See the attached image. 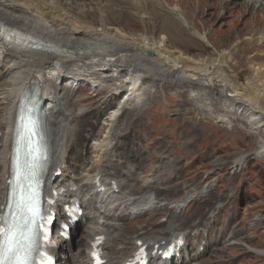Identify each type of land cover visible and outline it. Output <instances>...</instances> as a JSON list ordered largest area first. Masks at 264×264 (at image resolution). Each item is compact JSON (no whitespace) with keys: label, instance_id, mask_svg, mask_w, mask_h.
Instances as JSON below:
<instances>
[{"label":"bare ground","instance_id":"6f19581e","mask_svg":"<svg viewBox=\"0 0 264 264\" xmlns=\"http://www.w3.org/2000/svg\"><path fill=\"white\" fill-rule=\"evenodd\" d=\"M110 1L119 6L120 3L129 5L140 16L146 13L148 7L152 11L156 8L185 25L193 35L209 45L206 35H200L183 18L179 2L172 6L164 0ZM231 1L227 0L230 5ZM242 1V5L247 8L264 13V0ZM70 2L71 5L65 7L61 0H0L1 25L67 54L60 59L41 52L13 50L0 45V80L6 82V86L0 89V105L5 110L0 118V215L8 196L10 152L21 95L24 89L30 93L35 88V94L42 102L38 113L49 144L43 190L50 192L55 189L59 193L56 201L58 206L77 200L82 209V215L70 234L76 235L82 226L80 232L84 234L85 241L81 246L71 249V244L56 239L52 253L58 264H90L91 243L96 237L105 238L103 248L107 250L114 243L122 241L125 233L128 234L127 225L122 223L125 217L132 220L160 209H171L178 213L187 204L212 190V187H207L200 193L173 202L156 201L155 192L135 196L138 190L134 184L139 183L141 189L156 191L159 177L166 178L167 174L161 166L160 170L151 167L145 172L142 169L143 149L137 145L131 131L119 128L120 119L123 116L133 118L136 116L134 114L151 106L156 97L153 91L164 86L175 89L179 94L188 92L190 96L200 97L206 105L210 101H219L230 112L242 115L244 120H250L257 130L264 132V63L249 61L244 64V75H239V72L226 75L222 69L231 64L230 52H215V56L192 58L182 51L168 49L165 35L156 40L129 34L119 27L108 26L104 16H99V24L94 26L82 20L79 12L74 10L77 2H80L81 7L91 5L101 10L103 0ZM223 9L227 10L225 6ZM101 12L105 13L104 10ZM62 75H72L71 82L67 83L70 89L74 82L79 84L81 79H87L92 82L91 88L100 94L105 83L122 78L127 88L126 98L108 114L103 135L91 144L89 150L92 160L82 167L80 177L76 180L67 175V168L72 165L71 155L77 160L82 158L80 152L86 151V142L97 130V124L91 119L98 118L100 114L95 113L99 109L97 107L95 110L89 107L76 112L66 108L71 99L63 96L68 88H59L58 79ZM241 77L243 81L239 82ZM121 87V84L112 87L115 100L121 95L118 93ZM232 118L224 117L219 121L228 125ZM113 142L115 144L112 146ZM117 149H121V152L115 155ZM255 155V158H264V145L257 148ZM122 163L129 166L119 175L122 180L117 181L111 170L117 174ZM244 165L245 157L239 156L235 158L232 169L239 170ZM58 170L62 174L53 180ZM137 170L144 171L146 176L135 175ZM98 181L103 190H99ZM128 183L133 184L130 191L125 190ZM74 187H77L75 191ZM168 227L169 238L180 233L177 232V225L170 224ZM163 241L164 237L135 238L130 247L121 246L110 255L104 253V259L106 264H118L121 258L123 264L126 258L131 257L130 253L137 250V242L152 249L157 244L162 247Z\"/></svg>","mask_w":264,"mask_h":264},{"label":"rangeland","instance_id":"374dc122","mask_svg":"<svg viewBox=\"0 0 264 264\" xmlns=\"http://www.w3.org/2000/svg\"><path fill=\"white\" fill-rule=\"evenodd\" d=\"M70 1L61 0L65 7L71 5ZM164 1L172 6L179 2L183 18L200 35H206L209 45L193 35L185 25L156 8L152 11L148 7L146 13L140 16L129 5L120 3L119 6L113 1L103 0L101 10L91 5L81 7L80 2H74L77 5L74 10L79 12L82 20L94 26L104 16L108 26L119 27L129 34L156 40L165 35L168 49L182 51L192 58L230 52L231 64L222 69L226 75L238 72L244 75V64L249 61L264 63L263 12L247 8L242 5V0H232L231 5L227 0ZM224 6L227 10L223 9ZM103 10L105 13L102 14ZM68 77L63 75V80L58 81L59 88H68ZM242 78L239 82L243 81ZM121 80L124 78L105 83L100 94L90 89H66L63 96L71 99V105L66 106L68 110L76 112L89 107L95 110L97 107L99 109L95 113L100 114L98 118L91 119L97 124V130L86 142V151L80 152L82 158L77 160L71 155L72 165L67 168L69 178L76 180L80 177L82 167L92 160L91 144L105 131L108 114L126 98V84ZM120 84L122 93L115 100L112 87ZM5 86L6 82L0 80V89ZM153 93L156 97L152 94L155 102L151 106L137 112L133 118L123 116L118 126L124 131H131V136L143 149L142 169L146 172L151 167L159 169L161 166L167 176L159 177L156 191L141 189L139 183L134 184L138 190L134 195L155 192L156 201L173 202L200 193L206 187H212V190L178 213L171 209H160L132 220L125 217L122 223L127 225L128 234L124 232V239L105 250L106 254H112L121 246L130 247L135 238H167L168 226L175 224L180 233L207 232V238L202 234L189 235L183 254L184 258L188 257V264H264V257H252L244 254L240 246H230L233 241L241 239L251 243L252 248L264 249V158H255L257 148L264 145V132L257 130L250 120H244L242 115L230 112L219 101H210L206 105L200 97L190 96L188 92L179 94L175 89L164 86L155 88ZM4 111V106L0 105V118ZM229 116L233 118L229 119L228 125L220 123V119ZM120 152L121 149H117L115 155ZM239 156H247L245 165L241 171L232 173L230 166ZM128 166L122 163L119 172L115 174L116 171L111 170V174L121 181L119 175ZM144 171L137 170L135 175L146 176ZM132 185L128 183L125 190L130 191ZM216 211L218 213L213 214ZM163 220L166 221L163 223ZM81 229L72 237L73 248L85 241ZM199 245L204 247L202 253L198 252ZM118 261L121 262V258Z\"/></svg>","mask_w":264,"mask_h":264},{"label":"snow or ice","instance_id":"6c2138e0","mask_svg":"<svg viewBox=\"0 0 264 264\" xmlns=\"http://www.w3.org/2000/svg\"><path fill=\"white\" fill-rule=\"evenodd\" d=\"M25 127L31 132L33 122L26 120ZM17 208L11 220L0 218V264H32V253L39 255L34 231L41 215L38 200L34 195H20ZM39 264H48L47 257L42 256Z\"/></svg>","mask_w":264,"mask_h":264}]
</instances>
